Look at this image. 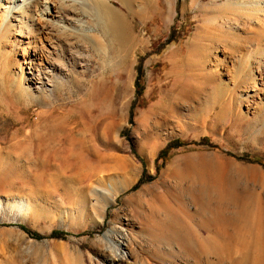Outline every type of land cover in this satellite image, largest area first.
<instances>
[{"label":"rangeland","instance_id":"rangeland-1","mask_svg":"<svg viewBox=\"0 0 264 264\" xmlns=\"http://www.w3.org/2000/svg\"><path fill=\"white\" fill-rule=\"evenodd\" d=\"M83 1L64 33L14 17L2 30L0 10V264H257L264 0H102L133 30L131 53ZM52 64L62 78H40ZM81 140L76 167L60 148ZM224 192L247 217L199 211Z\"/></svg>","mask_w":264,"mask_h":264},{"label":"bare ground","instance_id":"bare-ground-1","mask_svg":"<svg viewBox=\"0 0 264 264\" xmlns=\"http://www.w3.org/2000/svg\"><path fill=\"white\" fill-rule=\"evenodd\" d=\"M91 1L94 4V9L96 10L97 14L102 20V25L100 28L102 33L101 35L108 41L109 44H111L112 46H117L120 52L131 53L132 50L136 47V39H135L136 37L134 35L133 30L123 20L124 18L122 19L121 15L120 17L118 13L116 14L115 11L109 9L108 5L105 4V2H103L102 0H91ZM122 1L130 10V2L128 0H122ZM84 2L85 1L83 0H0V10L2 11L1 12V21H2L1 26L3 27L2 30L5 28L9 29L12 27L11 20L13 17L16 18V20L20 18L18 19L20 20V22H23L24 19H28L38 24L41 27V32L44 34H53L54 32L64 33L73 30L76 28L79 22V19L77 18L78 8L76 7V5L84 4ZM84 5H86V3ZM115 48L116 47H114V49ZM262 67L263 66L260 65L258 69ZM249 71H250V67H247L245 71V75H248ZM38 73H39L38 76L40 78H42L43 76L47 77V75H52L53 77L56 76L55 78H58L59 80L60 78H62V75L64 74L63 69L59 67L57 64H52L50 67H48L46 73L44 72L42 73V71H38ZM205 78L207 79L208 83L211 82V84L213 81H215V76L213 73L206 74ZM46 80L48 79L46 78ZM205 85L207 86V84ZM212 86L214 87V85ZM191 88L190 87L188 88V92L193 93V95L197 96L196 94H199L198 88L196 89H191ZM215 88L217 87H214V89ZM53 92L54 91L50 89L48 95H50ZM63 145L64 146L60 148V150L61 151L67 150L69 152L67 159L72 160L73 163L71 165L77 167L78 164H75V160L80 159L84 155L83 153L86 150L85 142L83 140L73 141L67 144L64 143ZM59 147H61V145ZM44 151L46 154H49L52 152V149L47 148L44 149ZM37 155L41 156L39 153ZM41 163L43 166H46L45 161L43 163L41 160ZM65 164L66 163H64V165ZM67 165L71 166L70 164H66V166ZM97 193L104 196H108L111 194L108 190L100 187L96 189V194ZM236 194L235 192L234 193L224 192L221 196H218L219 199L216 200H214L213 197L210 195L209 200L207 202L204 201V199L198 198L196 200L197 202L196 205H198L199 211L203 214L220 213V212L224 214L230 211V207L233 208L235 207L237 208V210L239 209L238 212L239 215L243 214L245 215V217H247L249 214L248 213L249 209L246 206L243 199H241V197H239L238 194L237 195ZM122 245L127 246L124 242H122ZM125 256L126 255L121 256V260L126 261L127 257ZM256 262L257 264H264L263 252L259 254Z\"/></svg>","mask_w":264,"mask_h":264},{"label":"trees","instance_id":"trees-1","mask_svg":"<svg viewBox=\"0 0 264 264\" xmlns=\"http://www.w3.org/2000/svg\"><path fill=\"white\" fill-rule=\"evenodd\" d=\"M133 110L134 108H132V111H131V117L133 116ZM23 230H25L27 233H29L30 235H32L33 237L37 238V239H41L42 236L38 235V234H34L31 230H29L28 228L24 227V226H20ZM63 233H59V232H53L52 233V237H55V238H62L63 237Z\"/></svg>","mask_w":264,"mask_h":264}]
</instances>
